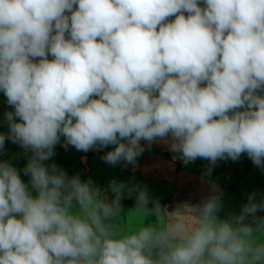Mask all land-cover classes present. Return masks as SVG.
Here are the masks:
<instances>
[{
    "label": "clouds",
    "instance_id": "1",
    "mask_svg": "<svg viewBox=\"0 0 264 264\" xmlns=\"http://www.w3.org/2000/svg\"><path fill=\"white\" fill-rule=\"evenodd\" d=\"M0 90L15 109L0 149L7 138L32 151L36 191L0 162V264H264L254 195L231 220L213 198L191 229L118 235L107 222L120 186L109 204L43 163L61 136L78 151L115 145L103 157L115 165L171 134L185 163L247 153L264 167V0H0ZM148 203L140 191L137 208L160 211Z\"/></svg>",
    "mask_w": 264,
    "mask_h": 264
},
{
    "label": "rangeland",
    "instance_id": "2",
    "mask_svg": "<svg viewBox=\"0 0 264 264\" xmlns=\"http://www.w3.org/2000/svg\"><path fill=\"white\" fill-rule=\"evenodd\" d=\"M200 2L203 6V0ZM173 19L174 17L169 18ZM48 58L53 59L51 54ZM34 59L38 62L40 58ZM258 94L264 95V91L258 90ZM14 111V106L8 104L7 97L0 90V133L6 136L9 134V123L5 114ZM15 119L20 122L19 117ZM141 142L145 145L144 151L133 164L121 160L112 165L103 157L115 145L101 147L97 144L84 152L72 145L65 148V138L61 136L54 147L55 154L43 163L49 169L51 165H56L69 178L78 176L82 182L91 181L92 187L99 191L100 200L104 201L105 198V202L109 204H115L113 187L120 186V208L116 209V214L107 222L118 235L130 234L146 226L164 230L176 219H182L191 229L196 224L193 215L198 214V210L213 198H217L221 205L217 213L221 220L239 216L243 207L250 202V195H254L253 202L264 201V167L254 165L247 153L235 161L230 158L218 159L212 164L208 159L197 158L185 163L180 158L181 154L171 151V134L154 139L150 145L147 141ZM31 156L30 149L25 150L20 143H13L7 138L0 149V162H7L15 167L35 196L30 175L24 172ZM140 191L148 195V209L158 205L160 211L150 214L143 208H137ZM191 209L194 210L193 213ZM171 212L176 213L173 220L165 215ZM255 216L264 217V209L258 210ZM245 223H254L253 216L249 215ZM259 240L264 241V236Z\"/></svg>",
    "mask_w": 264,
    "mask_h": 264
},
{
    "label": "built area",
    "instance_id": "3",
    "mask_svg": "<svg viewBox=\"0 0 264 264\" xmlns=\"http://www.w3.org/2000/svg\"><path fill=\"white\" fill-rule=\"evenodd\" d=\"M141 143V145L145 148V145L142 143V142H140Z\"/></svg>",
    "mask_w": 264,
    "mask_h": 264
}]
</instances>
